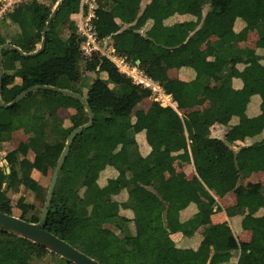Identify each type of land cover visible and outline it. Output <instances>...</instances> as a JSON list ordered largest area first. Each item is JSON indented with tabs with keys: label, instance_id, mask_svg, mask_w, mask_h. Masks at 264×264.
Masks as SVG:
<instances>
[{
	"label": "trees",
	"instance_id": "1",
	"mask_svg": "<svg viewBox=\"0 0 264 264\" xmlns=\"http://www.w3.org/2000/svg\"><path fill=\"white\" fill-rule=\"evenodd\" d=\"M80 1L63 0L58 11L72 17L78 14ZM142 1L97 0L91 25L101 46L106 45L105 40L107 47L131 65L138 61L143 75L171 96L172 107L153 104L159 137H146L145 154L136 142V136L146 131L145 120H131L132 99L142 86L120 73L104 56H80L82 39L72 21L59 24L55 16L46 32L45 50L37 56L2 50L3 104L36 86L77 94L84 89L81 95L94 117L93 125L71 143L43 228L100 264H220L235 251L239 252L236 264H264V215L253 220V215L264 209L262 188L258 183H243L253 170L264 173V138L234 149L264 132V22L254 25L261 46L241 49L238 45L246 38L252 19L264 13V0H151L141 11ZM57 2L51 0L46 5L30 0L11 9L5 16L10 24L3 31L0 28V47L10 44L25 54L35 52ZM175 15H189L194 20L165 25ZM238 26L243 28L235 33ZM211 37L215 38L212 69L218 79L216 85H211L205 73L206 56H192ZM54 40L76 58L75 78L66 73L64 58L50 50ZM162 56L191 69L194 79L183 82L167 78L161 69ZM80 62L91 78L81 77ZM234 79L240 81L239 89L234 88ZM150 95V89L143 93L144 97ZM255 97L258 113L250 116L248 108ZM68 102L75 104L74 115L65 122L57 121L55 116ZM21 115L25 120L13 121ZM88 120L79 101L43 89L27 94L11 108L0 107V143L9 141L16 131L26 135L37 132L49 148L41 153L33 150V159L25 162L31 149L21 142L4 156L9 173L0 166V212L15 216L10 196L23 188L34 194L36 203L27 204L20 198L18 217L29 223L39 221L48 183L66 140ZM214 125L229 127L222 139L212 136ZM177 161L190 162L195 176L185 179L170 175ZM107 170L117 176L100 183ZM34 171L49 182L42 185L32 177ZM209 185L222 194L250 200L245 215L238 207L226 210L230 216L242 213L244 229L251 233L249 242H238L226 223L212 224L215 204L199 197L200 189ZM176 194L181 202L171 204ZM191 204L196 206L201 216L199 225L204 228L196 250L177 248L170 238L176 232L193 237L196 228L192 221L179 219ZM124 211L131 217L123 216ZM130 223L134 225L133 235ZM44 258L72 264L0 230V264H36Z\"/></svg>",
	"mask_w": 264,
	"mask_h": 264
},
{
	"label": "crops",
	"instance_id": "2",
	"mask_svg": "<svg viewBox=\"0 0 264 264\" xmlns=\"http://www.w3.org/2000/svg\"><path fill=\"white\" fill-rule=\"evenodd\" d=\"M169 1V0H168ZM151 0H143L141 3V11L145 8L147 4H149ZM81 3V1H80ZM98 7L97 0H82V12L83 16H93L94 15V10ZM10 10L6 11L2 17H0V28L1 31L3 29H6L8 25L10 24L8 20H6L5 16L8 14ZM86 11V12H85ZM207 11V8H204V12ZM77 14L70 17V21L73 22V26L75 28V32H77V20H76ZM194 18L189 15H175L172 18L168 19L165 21V25H170L173 24V22H184V21H193ZM117 22V21H116ZM258 22H264V13H259L254 19L251 21V27L249 28L247 32V36L244 40L239 41L238 45L241 49H256L257 47L261 46V43L259 41V38L256 34V31L254 30V25ZM126 26L122 27V29H125ZM243 26H238L236 30L234 31L235 33H239L242 30ZM253 38L255 39L253 41V38H251L253 35ZM215 41L214 37H211L209 40H207L198 50H195L192 52V56L194 58H199L202 55H205L207 58V63H206V69L205 73L206 75L210 78L211 85H216L218 83V79L214 75V71L212 69V61H213V52L214 49L212 47V43ZM252 42H254V45H250ZM103 43H106L108 46L107 42L104 40ZM105 47L107 49H110L111 47ZM161 62V69L164 75L172 80H180L183 82H190L194 79V72L186 67L181 66V64L173 58L162 56L160 59ZM135 67L138 68V61L134 64ZM133 66H130L132 68ZM139 69V68H138ZM234 88L239 89L241 87V83L239 80L234 79L232 82ZM152 86H156L155 83H150ZM159 86V84H157ZM109 87L114 89L115 87L110 84ZM157 87V86H156ZM160 87V86H159ZM146 89L150 88H141L139 94L132 99V112H131V120L132 122H135L138 119L143 118L146 123V131L138 134L136 136V142L141 150L142 153H147L148 151V146L146 143V137L150 136L152 138L158 139V130H157V122H158V114L154 110V103H159L162 108H166L167 106L172 107L171 103V96L165 95L160 87V91L158 92H153L151 91V95L149 97H144L143 93ZM151 90V89H150ZM85 92L84 89H80V94ZM82 96V95H81ZM156 96V98H155ZM153 101V102H152ZM162 101H166L168 104L164 106V103ZM153 111V112H152ZM155 112V115L153 116V113ZM65 113H68L67 117H64ZM75 113V104L72 102H68L65 106V109H61L58 111L57 115L55 116V119L61 118V122L67 121L69 118H71ZM248 113L250 116H254L258 113V99L255 97L252 100V104L248 108ZM25 120L24 116H18L13 118L14 122H20ZM229 127H224L221 125H214L211 128V134L213 137L222 139L226 132L228 131ZM37 132H34L32 134L26 135L22 131H16L12 134L11 139L7 142L0 143V148L2 145H5L6 143H12L14 144L15 141V135H19L18 137H21V141L19 143H25L30 147V151L34 152L36 149L39 153L45 151L46 149L44 148L42 150V146H46L45 143H43V136L42 138H35V135ZM39 134V133H37ZM37 137V136H36ZM264 138V132L256 136L252 139H247L243 144H238L237 147L234 149L237 151L240 146H245V145H250L254 142H258L261 139ZM18 143V144H19ZM16 145V147L18 146ZM15 147V148H16ZM13 148V149H15ZM33 148V149H32ZM12 149V150H13ZM10 150V151H12ZM34 150V151H33ZM42 150V151H40ZM9 151V152H10ZM6 155V154H5ZM4 155V156H5ZM4 158V157H3ZM105 177L100 180V183H103L106 178H111L117 176V174L113 170H107L105 173ZM176 175L178 178H185V179H191L193 176H195V171L193 169V166L190 162H180L177 161L174 164V169L170 173V175ZM32 177L38 180L39 182L41 177L37 172L32 173ZM244 185L246 184H260L262 188V194L264 196V173L258 171V170H253L250 175L248 176L247 179L244 180ZM5 185H3L4 188ZM19 191V190H18ZM18 193V192H17ZM16 194V193H15ZM199 197L200 199L205 202H214V210L215 213L211 217V222L213 225L217 224H222L226 223L228 227L230 228L231 232L233 233L234 237L238 242L242 243H247L250 240L251 233L249 231H246L244 229V216H242V213H234L231 216L227 215L226 210L238 207L241 208L244 212V215L247 214L248 208L251 206L250 200L246 197L242 198H237L233 193H227V194H222L216 186L214 185H209V186H203L200 191H199ZM125 198V197H124ZM181 202V197L179 194L174 195L170 199L171 204H179ZM123 216L126 218H130L131 214L129 211H124L121 213ZM264 215V209L261 208L259 209L254 215H253V220L254 222L257 221L261 216ZM180 222H186L188 220L192 221V223L195 226V233L192 238H186L183 237L180 233H174L170 236L171 240L174 242L175 246L177 248L181 249H193L196 250L201 241H202V233L204 232V228L199 225L201 216L198 213V210L195 205L191 204L189 205L185 210H183L180 214ZM134 225L133 223L129 224V232L130 235L134 234ZM239 252L235 251L232 252L231 255L227 258V260L223 263L220 264H236L237 259H238Z\"/></svg>",
	"mask_w": 264,
	"mask_h": 264
},
{
	"label": "water",
	"instance_id": "3",
	"mask_svg": "<svg viewBox=\"0 0 264 264\" xmlns=\"http://www.w3.org/2000/svg\"><path fill=\"white\" fill-rule=\"evenodd\" d=\"M63 3V0H58L56 3L53 11L51 12L49 19L42 31V38H41V44L40 47L33 53L25 54L20 51V49L16 48L13 45L5 44L0 47V95H1V88H2V70H1V63H2V50L3 49H10L13 51H16L20 53L23 57H30V56H37L41 54L46 47V32L48 30V27L50 26L51 22L55 18L58 10L60 9L61 5ZM37 89H43V90H49L61 95L68 96L70 98L76 99L79 101L84 109L86 110L89 120L86 124L80 126L79 128L75 129L67 138L65 146L59 156V159L56 163V166L53 170L51 180L47 189V194L45 197V202L42 210L41 217L37 223H29L27 221L22 220L19 217H15L12 215H7L2 212H0V230L12 234L14 236H17L19 238L31 241L47 251L56 254L57 256L71 262L72 264H100L97 261L89 258L85 254L79 252L75 248H73L71 245L66 243L65 241L57 238L56 236L52 235L51 233L44 230V222L48 213V208L51 203L54 187L56 185L58 174L61 170V167L66 159V156L69 152L70 146L72 141L85 129L90 128L93 125V113L84 100V98L74 92L68 91V90H62L55 87H47V86H36L29 88L28 90L20 93L18 96L14 98V100L9 104H3L0 97V107L7 109L14 106L18 101L22 100L27 94L37 90ZM7 173H9V169L6 170Z\"/></svg>",
	"mask_w": 264,
	"mask_h": 264
},
{
	"label": "built area",
	"instance_id": "4",
	"mask_svg": "<svg viewBox=\"0 0 264 264\" xmlns=\"http://www.w3.org/2000/svg\"><path fill=\"white\" fill-rule=\"evenodd\" d=\"M30 0H0V17L3 14L13 9L15 6L29 2ZM42 1V0H37ZM82 0L80 3V10L77 14V35L82 39L80 53L82 57L91 59L94 55H101L110 60L118 71L126 76L130 77L135 84H139L145 88H150L153 92L160 91V87L150 85L151 81L147 79L143 73L134 65H131L124 58L119 57L115 54L113 48L107 49L104 45L101 46L99 40H97L95 32L91 25V20L93 16H83L82 12ZM102 42V41H101ZM130 66H133L130 68ZM153 83V82H152ZM0 166L6 167L7 165L5 160H0Z\"/></svg>",
	"mask_w": 264,
	"mask_h": 264
},
{
	"label": "rangeland",
	"instance_id": "5",
	"mask_svg": "<svg viewBox=\"0 0 264 264\" xmlns=\"http://www.w3.org/2000/svg\"><path fill=\"white\" fill-rule=\"evenodd\" d=\"M41 2L46 4V5L51 4V0H42ZM68 20H70V17L68 16L67 12H65L64 10L58 11V13L56 14V23L59 22V24H61V23H65ZM65 30L63 31V36H65V34L67 33V31H65ZM8 31H9V35H10L11 31L10 30H8ZM254 36H256V35L254 34L251 38H253ZM254 40L255 39L253 38V41ZM56 42H57V40H56ZM54 43H55V40L53 41V45L50 47V50L53 51L57 56L61 57L62 59L64 58L63 60H64V64H65L64 67H65L66 73H68L72 78H75V74L73 72L74 71L73 69L75 68V62H76L75 59L76 58L71 53H68L67 51H65V49L63 47H61L59 45H55ZM57 43H59V42H57ZM250 45L253 46L254 42H252ZM66 53H68V54H66ZM80 56H82V55H80ZM81 60H82V57H81ZM78 65L80 66L81 77L85 76V78H91L90 76H92V74H90L86 71H83V65L84 64L82 62H80ZM103 79H105L106 83L108 85H110V83L106 80V77H104ZM142 88H144V87L142 86ZM155 98H156V96H155ZM162 102L164 103V106H166L168 104L166 101H162ZM154 115H155V112L153 113V116ZM67 116H68V113H65L64 117H67ZM61 118H57L56 120L61 122L63 119V118L62 119ZM33 135H35V138H40V139L43 136L42 134H37V133L33 134ZM18 136L19 135H17V134L15 135V137H14L15 139H13L15 141L14 144L6 143L5 145L1 146V148H0V160H3L4 155L7 154L13 148H15L16 145L19 143V141H21L20 139H22V138L18 137ZM44 148L46 150L49 149L47 146L44 147V145H43L42 150ZM42 150H40V151H42ZM34 155H35V152L29 151L27 157L25 158L26 159L25 162L31 161L33 159ZM18 168L20 169V164H18ZM48 180H49L48 178L47 179L41 178L40 183L42 185H46L49 182ZM20 198L27 204L36 203V198H35L33 193H31L30 191L24 190L23 188H20L18 193L12 194L10 196L11 204L13 206V215H15V217H18L20 215L19 211L16 208L17 207V201ZM37 205H39V202H37ZM36 264H60V262L57 259L52 258L49 260L48 258H44L42 261L36 262Z\"/></svg>",
	"mask_w": 264,
	"mask_h": 264
}]
</instances>
